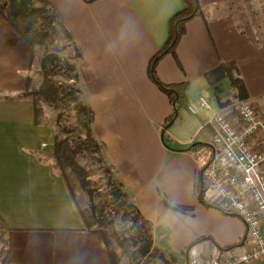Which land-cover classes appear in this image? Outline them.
Listing matches in <instances>:
<instances>
[{
    "label": "crops",
    "instance_id": "1",
    "mask_svg": "<svg viewBox=\"0 0 264 264\" xmlns=\"http://www.w3.org/2000/svg\"><path fill=\"white\" fill-rule=\"evenodd\" d=\"M47 1L79 54L78 86L93 111V135L132 205L151 224L157 246L180 258L190 243L212 239L195 243L186 260L246 249L244 223L199 200L194 151L209 142L208 122L224 100L264 108V6L260 44L241 32L239 21L245 7L262 0H198L202 14L185 23L174 53L156 66L163 83H185L186 100L164 133L166 144L162 126L172 106L147 68L167 42L183 0ZM34 49L0 15V218L10 241L2 264H111L68 177L53 167V126L37 125L32 102L20 97L35 66ZM222 63L235 66L231 74L242 94L227 77L215 86L208 81ZM226 83L224 95L218 88ZM198 96L211 108L191 114L187 105Z\"/></svg>",
    "mask_w": 264,
    "mask_h": 264
},
{
    "label": "trees",
    "instance_id": "2",
    "mask_svg": "<svg viewBox=\"0 0 264 264\" xmlns=\"http://www.w3.org/2000/svg\"><path fill=\"white\" fill-rule=\"evenodd\" d=\"M37 1L41 3L39 8H30L28 6L29 0H0V15L31 47H36L41 46L47 37V32L37 25V19L40 15H42L43 12L48 13L45 15V19H47L49 23L56 22L58 24L76 52V48L73 45L70 34L65 30L62 22L59 20L57 14L49 2L47 0ZM91 1L94 0H85V2ZM183 2L185 7L173 15L170 19V33L167 42L150 59L147 68V73L150 80L168 97L172 106L171 114L165 119L162 126V136L165 144L167 141L164 139V133L176 120L179 110L184 105L186 100L184 93L185 83H163L156 74V66L163 56L169 53H174V49L180 37L184 33L185 23L202 14L198 0H183ZM239 21L241 32L246 34L254 44H260L262 42L261 19L253 18V22L251 24L245 20L243 15H241ZM78 58L79 54L76 52V59ZM58 63V57L54 53H45L39 62V71L41 74L40 85L34 87L32 85L31 77L27 76L25 88L20 97L28 98L32 102L34 120L37 125L40 124V118L43 115L42 104H46L47 106H50L56 110V125L61 131L66 133H68L70 129L60 123V119L63 116V106H67L69 103H74L76 105V118L79 120V124L83 128L84 138L81 139V136H79V140L77 142H71L66 137L58 138L55 136L53 152L51 154V158L53 160L52 164L53 167L56 168L64 177H67L65 173L66 170L73 172L76 175L81 188L87 191L90 196H92V193L90 194V190L88 188L89 177L84 167L78 164L77 157L86 156L87 151L88 153H94L95 151L102 153V151H105V146L102 142H99L97 139H95L93 135L92 124L94 115L91 108L84 102V100L81 99L82 92L78 86L79 74L76 64L72 65L71 67L74 72L69 78L70 82L61 83L55 80ZM234 68L235 66L232 63H222L215 71L208 73L206 77L213 86H215V83L220 79L227 77L230 80L231 86L234 87L239 92V94H242V91L244 90L242 84L237 79L233 78L231 74V71ZM216 90L217 89L215 88V91ZM195 146L198 145L196 144ZM115 181H117L119 187L122 188V184L118 182V180ZM119 194L128 197L124 191H119ZM198 198L205 205L211 206L203 200L201 185L198 190ZM132 207L135 210V219L138 218L141 220L142 224L149 225L150 223L145 218H143V216L133 205ZM174 209L186 212H190L192 210L190 207L180 206L174 207ZM87 218L88 217L85 215V219ZM96 223L99 227L105 225L101 219H98ZM95 229L101 234L103 244L108 252L111 264H119L117 254L114 248L110 245L107 234L100 228ZM148 231L149 227L145 228V230H142V228L139 227L132 236V239L140 241L138 243V249L142 255L148 253L153 246L152 236ZM112 235L117 245L123 249V252L126 251L127 240L122 238L120 234L113 228ZM203 240L212 241V239L209 237L200 238L187 245L184 249L183 255L187 258L190 248L195 243ZM242 244L243 241H239L224 249L232 250L237 246H241ZM9 253V230H7L0 218V264L5 262Z\"/></svg>",
    "mask_w": 264,
    "mask_h": 264
},
{
    "label": "built area",
    "instance_id": "3",
    "mask_svg": "<svg viewBox=\"0 0 264 264\" xmlns=\"http://www.w3.org/2000/svg\"><path fill=\"white\" fill-rule=\"evenodd\" d=\"M198 96L191 114L210 109ZM210 140L195 149L203 200L245 225L246 249L231 256H193L190 264H264V108L239 102L214 112Z\"/></svg>",
    "mask_w": 264,
    "mask_h": 264
},
{
    "label": "rangeland",
    "instance_id": "4",
    "mask_svg": "<svg viewBox=\"0 0 264 264\" xmlns=\"http://www.w3.org/2000/svg\"><path fill=\"white\" fill-rule=\"evenodd\" d=\"M30 8H39L41 3L37 0H29ZM264 6V0L253 3L245 7L243 17L248 23L253 22V18L260 19V9ZM48 13L43 12L37 19V25L47 32V37L41 46L34 47L33 59L35 66L32 68L30 77L32 85L37 87L41 83V74L39 71V62L45 53H54L58 57L57 75L55 80L61 83H69V78L73 75L72 65L77 63L76 54L72 45L67 40L63 30L55 23H49L45 19ZM240 14V13H239ZM219 91L229 93L230 87L226 83L225 87L218 88ZM81 99L84 100L83 96ZM223 105H236L237 101L226 99L222 102ZM43 115L40 118V124H50L55 130V136L58 138H68L71 142H77L80 138H84L83 128L76 118V105L69 103L63 106V116L60 123L70 129L68 133L61 131L56 125L57 111L52 107L42 104ZM86 156L77 157V162L86 170L89 177L88 188L90 194L83 190L76 175L66 170L69 183L75 193L78 203L81 205L85 215L91 220V225L94 228H100L107 234L110 245L114 248L119 264H190L189 259L184 256L176 258L171 254L163 251L155 243L151 224H142L140 219H135V210L132 207L129 197L119 194V191H124L119 187L115 174L105 157V151L88 153ZM51 157V156H50ZM51 161L53 162L52 158ZM114 212V214H113ZM101 219L105 225L99 227L97 220ZM149 227V234L152 236L153 246L148 253L142 255L138 249L139 240L132 239L135 231L138 228ZM112 228L116 230L126 241V251L123 252L113 235ZM146 234V233H145Z\"/></svg>",
    "mask_w": 264,
    "mask_h": 264
}]
</instances>
